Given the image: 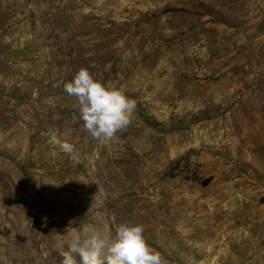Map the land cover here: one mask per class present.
I'll list each match as a JSON object with an SVG mask.
<instances>
[{"label": "rangeland", "instance_id": "rangeland-1", "mask_svg": "<svg viewBox=\"0 0 264 264\" xmlns=\"http://www.w3.org/2000/svg\"><path fill=\"white\" fill-rule=\"evenodd\" d=\"M81 67L136 102L114 143ZM125 221L164 264H264V0H0V264Z\"/></svg>", "mask_w": 264, "mask_h": 264}, {"label": "clouds", "instance_id": "clouds-1", "mask_svg": "<svg viewBox=\"0 0 264 264\" xmlns=\"http://www.w3.org/2000/svg\"><path fill=\"white\" fill-rule=\"evenodd\" d=\"M64 91L75 98L82 130L105 145L118 139L117 133L129 125L136 108V102L118 87L101 82L83 67L65 83ZM50 141L64 152L73 150L55 134ZM143 232L142 224L125 221L116 226L110 238L84 224L79 230L72 229L59 264H164L161 254L145 242Z\"/></svg>", "mask_w": 264, "mask_h": 264}, {"label": "trees", "instance_id": "trees-1", "mask_svg": "<svg viewBox=\"0 0 264 264\" xmlns=\"http://www.w3.org/2000/svg\"><path fill=\"white\" fill-rule=\"evenodd\" d=\"M206 182V181H205Z\"/></svg>", "mask_w": 264, "mask_h": 264}]
</instances>
